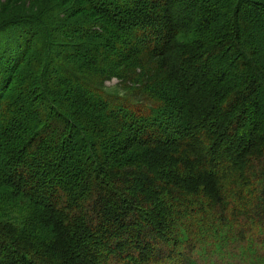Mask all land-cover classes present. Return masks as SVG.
<instances>
[{"label": "trees", "instance_id": "trees-1", "mask_svg": "<svg viewBox=\"0 0 264 264\" xmlns=\"http://www.w3.org/2000/svg\"><path fill=\"white\" fill-rule=\"evenodd\" d=\"M10 8L0 264H197L170 239L194 213L264 235V0ZM113 68L123 95L106 92ZM209 221L224 264L264 263V237L230 242Z\"/></svg>", "mask_w": 264, "mask_h": 264}, {"label": "rangeland", "instance_id": "rangeland-1", "mask_svg": "<svg viewBox=\"0 0 264 264\" xmlns=\"http://www.w3.org/2000/svg\"><path fill=\"white\" fill-rule=\"evenodd\" d=\"M22 1V0H21ZM16 2L14 5V0H0V9L1 11L3 10L4 13H6L9 10H12L11 8L9 9V7H14L18 9L20 8H25L26 6L30 5L34 0H23V2ZM25 6H24V4ZM11 5V6H10ZM7 17V15H5ZM3 18H6V17ZM12 18H7L3 20L4 22H10ZM262 29L264 30V26L262 27ZM17 31V27L8 29L3 31L2 33H0V48H3V52H5L6 48L5 45L6 43L9 44V36L15 35ZM11 53L13 49H10ZM3 53H1L0 51V55H2ZM4 59V56H3ZM4 67V69H3ZM11 63L9 62V64L5 62L2 63V61L0 60V81L6 78H10L11 75ZM113 75L114 77L108 81L105 82V88H106V92L107 93H111V94H115V95H123L125 94V92H127L126 90H128V88L126 87L125 84L122 83L121 80H119V78L117 77V70L113 68ZM128 85L130 86L131 83H128ZM128 86V87H129ZM234 192L235 191H227L225 197V200L230 203L231 205H240L238 202V197L239 196H235L237 198V200L234 198ZM248 194L245 193L243 196H247ZM242 197V196H240ZM183 209L180 208L179 211H182ZM196 210V209H195ZM188 211V210H187ZM17 213H14L13 218L14 220L17 219ZM228 215V213H227ZM226 215V216H227ZM191 216V215H190ZM188 216L187 218H182L180 219V221H177L176 224L173 225V230L172 233L170 235V239L172 240H178V243L181 245L179 247V251H182L184 245H194L192 247H195L193 254H187L186 256L189 257H194L195 258V263L197 264H224L223 263V259L222 257H220L219 255H217L218 251H215L211 249V247L208 245L209 241H208V237L207 236H203V232L201 230V228H203L202 226H207V222H210V226L217 228L219 227V229H217L215 232H222L223 235L228 236L230 239V242H234L237 238H239L240 234L242 233V231H246L249 232L246 234V243L249 242L248 244H253L254 240L257 236L256 240H260L261 237H264L260 235L259 230L256 227H251L250 225L246 228V229H242L240 227V225L237 224L236 221L232 220V217H223V220L219 219L218 217H213L214 215L212 213H204V214H199V213H194L193 214V218L195 219V222H193V228L189 225V222H191V217ZM176 225V226H175ZM221 226V227H220ZM222 228V229H221ZM195 238L198 240V243L204 247H199L196 244ZM264 241V240H262ZM212 242V241H211ZM231 243L228 245V248L230 247ZM233 245V244H232ZM254 246V245H253ZM189 247V246H188ZM255 252V250H254ZM220 253H224L225 257H230L229 255L225 254L226 252H220ZM259 253V252H258ZM251 264H258V263H254L253 261L251 262ZM262 264V263H261ZM264 264V263H263Z\"/></svg>", "mask_w": 264, "mask_h": 264}]
</instances>
